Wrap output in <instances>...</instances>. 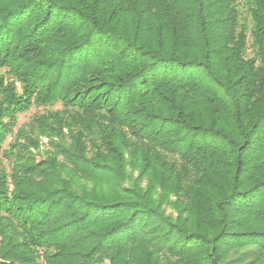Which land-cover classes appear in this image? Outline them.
Here are the masks:
<instances>
[{
    "label": "trees",
    "instance_id": "1",
    "mask_svg": "<svg viewBox=\"0 0 264 264\" xmlns=\"http://www.w3.org/2000/svg\"><path fill=\"white\" fill-rule=\"evenodd\" d=\"M105 263L264 264V0H0V264Z\"/></svg>",
    "mask_w": 264,
    "mask_h": 264
},
{
    "label": "rangeland",
    "instance_id": "2",
    "mask_svg": "<svg viewBox=\"0 0 264 264\" xmlns=\"http://www.w3.org/2000/svg\"><path fill=\"white\" fill-rule=\"evenodd\" d=\"M243 17L246 18L247 15H245L244 13L242 14ZM248 23H250L249 20H247ZM195 73V75H197L204 83H207L208 85H210L211 87H215V84L210 80L209 76L204 73L201 69H197V68H193L190 70H187L185 72V74H192ZM173 75H177L175 73H173ZM59 106L56 105L54 107H50L47 110H56L58 109ZM44 111V109L42 108H31L29 111H27L24 114H21L18 116V120H17V125H16V129H19L20 127H22L24 124L28 123L29 120L31 119V117H33L34 115L37 114H42V112ZM10 141V137L8 136L7 140H6V144ZM45 142V141H43ZM3 148H6V145L3 146ZM41 151H46L47 147L46 146H42V148L40 149ZM106 264V263H105Z\"/></svg>",
    "mask_w": 264,
    "mask_h": 264
}]
</instances>
